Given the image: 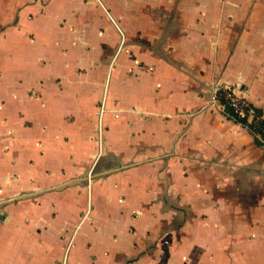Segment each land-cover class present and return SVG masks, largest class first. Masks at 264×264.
<instances>
[{"label": "crops", "instance_id": "crops-1", "mask_svg": "<svg viewBox=\"0 0 264 264\" xmlns=\"http://www.w3.org/2000/svg\"><path fill=\"white\" fill-rule=\"evenodd\" d=\"M222 85L264 108V0H0V264H264Z\"/></svg>", "mask_w": 264, "mask_h": 264}, {"label": "built area", "instance_id": "built-area-1", "mask_svg": "<svg viewBox=\"0 0 264 264\" xmlns=\"http://www.w3.org/2000/svg\"><path fill=\"white\" fill-rule=\"evenodd\" d=\"M227 117L244 126L264 147V108L255 106L250 100L240 93L236 87L219 86L213 96ZM99 144L102 145V127L99 129Z\"/></svg>", "mask_w": 264, "mask_h": 264}, {"label": "water", "instance_id": "water-1", "mask_svg": "<svg viewBox=\"0 0 264 264\" xmlns=\"http://www.w3.org/2000/svg\"><path fill=\"white\" fill-rule=\"evenodd\" d=\"M70 184H73V182H69L67 184H63V185H61L59 187H55L54 189H58V188H61V187H64V186H67V185H70Z\"/></svg>", "mask_w": 264, "mask_h": 264}]
</instances>
